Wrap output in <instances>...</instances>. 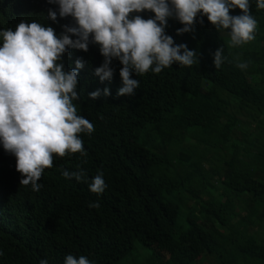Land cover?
Returning <instances> with one entry per match:
<instances>
[{
  "label": "trees",
  "instance_id": "obj_1",
  "mask_svg": "<svg viewBox=\"0 0 264 264\" xmlns=\"http://www.w3.org/2000/svg\"><path fill=\"white\" fill-rule=\"evenodd\" d=\"M250 5L258 21L256 38L241 46H230V29L218 31L207 16L198 15L195 30L182 35L176 30L183 25L169 18L166 34L175 44L196 50L199 61L190 67L174 63L158 74L133 73L140 82L133 96H117L123 86L119 60L112 61L111 81L101 82L94 74L104 59L99 45L90 43L87 52L69 48L63 54L65 71L75 67L77 58L85 62L78 75L80 99L73 103L95 130L80 134L86 155L54 156L53 166L38 181L39 192L20 184L16 157L0 143V264H39L42 259L64 264L68 254L83 255L94 264H120L118 258L136 243L160 264H189L198 255H211L217 264H264V232L261 237L245 232L254 212L264 209V142L250 151V141L243 146L230 139L236 138L232 129L237 118L225 115L227 102L220 96L226 92L238 110L254 118V131L242 138L264 139V82L248 77L264 62V9L257 8L256 0ZM50 8L58 12L59 6L49 0H0V30L36 21L51 26L59 36L63 25L75 24L71 16L58 15L52 21ZM230 11L241 14L239 8ZM137 14L145 19L154 16L148 10L132 13ZM221 45L227 59L217 69L213 54ZM241 62L248 67L238 68ZM105 87L110 95L91 99L90 92L103 93ZM193 134L223 150L217 159L224 167L217 175L222 200H200L204 191L196 186L207 181V172L196 161L189 160L180 175L168 171L177 161L164 152L168 140ZM78 168L85 170L88 183L102 172L105 191L92 193L88 183L62 175ZM189 198L196 207L182 203ZM97 201L99 208L89 207ZM178 204L187 209L183 228L177 225Z\"/></svg>",
  "mask_w": 264,
  "mask_h": 264
},
{
  "label": "clouds",
  "instance_id": "obj_2",
  "mask_svg": "<svg viewBox=\"0 0 264 264\" xmlns=\"http://www.w3.org/2000/svg\"><path fill=\"white\" fill-rule=\"evenodd\" d=\"M58 4V12L48 9V18L57 21L68 16L74 25H63L58 36L51 26L39 22H19L15 30H0V143L5 151L16 157V170L23 177L20 184L31 185L39 192L38 183L44 170L53 166L54 156L64 157L79 152L86 155L81 133L91 134L93 124L77 112L73 101H78L79 70L85 62L77 58L75 67L67 71L61 62L69 48L89 50V44L99 45L102 64L94 74L101 82L111 81L113 59L122 67L119 74L122 87L117 96H133L139 80L133 78L149 71L160 73L174 63L190 67L199 61L196 50L185 43L175 44L166 34L169 18H175L183 27L177 34L193 32L197 16H207L219 31L230 29V46H241L256 38L258 21L251 14L250 0H49ZM258 9H264V0H256ZM239 8L241 14L230 10ZM145 10L154 13L145 19ZM203 23V20H200ZM75 37V38H73ZM221 45L214 52L213 63L219 69L227 59ZM244 70L247 63H238ZM110 95L105 87L89 93L95 100ZM66 179L88 183L83 168L64 170ZM89 190L102 194L107 185L99 172L88 183ZM90 208H99V202H90ZM39 264H48L46 259ZM64 264H94L87 257L68 254Z\"/></svg>",
  "mask_w": 264,
  "mask_h": 264
},
{
  "label": "rangeland",
  "instance_id": "obj_3",
  "mask_svg": "<svg viewBox=\"0 0 264 264\" xmlns=\"http://www.w3.org/2000/svg\"><path fill=\"white\" fill-rule=\"evenodd\" d=\"M260 70L257 73H251L248 75L250 80H258L264 82V62L257 65ZM227 103L225 106V115L232 114L237 118V125L233 127L232 133H234L237 142L241 141L244 145L249 143V150L253 151L259 148L264 139H255V138H242L249 131H254L253 124L254 118L245 115L243 112L236 108L235 102L230 98L229 94L222 92L220 94ZM225 115L221 116V120H225ZM264 118V113L261 115ZM182 138H170L164 147V152L172 157H175L177 161H174L173 164L169 167L170 174L180 175L182 172L187 170L185 166L189 160L196 161L197 164H200L204 170L207 172V181L200 186H196V189L199 191L203 190L204 193L201 194L200 200L208 198L223 199L217 194L222 191V186L220 185L218 174H222L224 167L217 163V159L222 156L223 150L216 144L212 143L211 140L203 138L201 135H190ZM232 137V136H231ZM234 152L230 155V160L233 159ZM189 158V159H188ZM188 159V160H187ZM217 169V173L216 170ZM224 193H227L224 191ZM247 195V194H246ZM245 195H241V199H244ZM182 203L186 206H195L197 202L194 199H181ZM187 213V209L183 208L178 204V220L177 225L180 228L184 227V217ZM243 211H240V215H243ZM223 232L224 228L217 225ZM246 234H254L258 237H261L264 232V209H257L254 212L253 219L247 225L245 230ZM163 258H166V254H163ZM120 264H160V260L154 256H149L139 244L135 246L128 252L124 253L118 258ZM189 264H217L216 260L211 255H198L193 256L189 259Z\"/></svg>",
  "mask_w": 264,
  "mask_h": 264
}]
</instances>
